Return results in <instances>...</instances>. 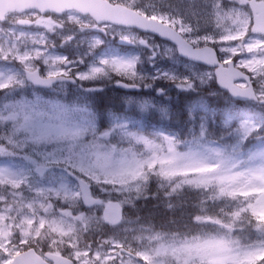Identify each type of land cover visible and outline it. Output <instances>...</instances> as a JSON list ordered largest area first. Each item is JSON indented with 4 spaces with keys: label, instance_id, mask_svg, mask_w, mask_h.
<instances>
[{
    "label": "snow or ice",
    "instance_id": "snow-or-ice-1",
    "mask_svg": "<svg viewBox=\"0 0 264 264\" xmlns=\"http://www.w3.org/2000/svg\"><path fill=\"white\" fill-rule=\"evenodd\" d=\"M88 14L95 27L77 26L59 43L0 44V62L13 66L0 71V187L8 193L0 198V264H139L115 231L95 249L73 241L130 223L123 210L148 199L200 233L151 235L141 226L159 243L143 255L156 253L151 264L161 251L173 264H264V0H206L190 13L112 0ZM101 34L137 51L98 57ZM109 86L127 91L120 110L105 106L101 127L93 99ZM173 90L196 94L185 137L146 132V112L174 117L161 103ZM220 98L226 107L211 103ZM250 138L261 147L247 153ZM44 241L49 251L37 255Z\"/></svg>",
    "mask_w": 264,
    "mask_h": 264
},
{
    "label": "rangeland",
    "instance_id": "rangeland-1",
    "mask_svg": "<svg viewBox=\"0 0 264 264\" xmlns=\"http://www.w3.org/2000/svg\"><path fill=\"white\" fill-rule=\"evenodd\" d=\"M112 1V0H111ZM206 0H128V3H133L139 7L142 8H148L151 9L153 6H155L156 8H162V7H166L167 5H172L174 6V8H178L181 9L183 11H185L186 13H190L191 12V5L192 4H196L198 6H201L203 3H205ZM42 20H44L43 18H40ZM51 23H53V25H51V32L55 33V35L57 37H60L62 35H67L69 32H73L75 31V29L77 28V26H93V23H91L90 19H86V18H82L81 20L78 19L75 16H69V17H64L62 20H60L59 22L61 23H66L71 25L70 23H72L73 27L69 28L67 31L64 29L63 31H60V27L58 25H56L53 20H50ZM36 26L39 27V30L45 29L48 30L49 25H43V23L41 21H37ZM36 32V31H35ZM30 32V31H26V30H22L19 27H16L15 24H10L9 28L7 29V27H2L0 26V44H5L6 43H13V44H25L27 42H30V40L28 39H33L35 40V42L39 43L40 41H42L43 35L40 34H35ZM143 35V34H141ZM7 37V38H6ZM153 39L155 40L156 43L160 44L162 43V41H160L159 39H157L156 37H153ZM110 41V39L108 40ZM124 47H128L127 45H122ZM104 54H114L117 55L115 53L112 52H107L106 50H101L99 53H97V56L99 57L100 55H104ZM121 55V54H119ZM122 55H129V54H122ZM0 198H3L4 196H7L8 193L5 189L0 187ZM96 214V213H93ZM127 228L128 231H124L123 229ZM103 232H104V236H109L112 234V232L110 231H105L103 230V227L100 228ZM98 229H94V235H96L99 231H101ZM118 234H125L127 239H131L132 237L139 242L140 246H143L144 248H138L137 251L133 254V256H139L140 257V261L139 264H151V260L156 258V253L154 251H149L148 255H149V260L146 261L143 259V255L145 253L146 249H156L159 247V243L154 242L153 240H151L149 238L150 233L149 232H141L140 228H137L136 226H124L121 229H118L116 231ZM81 234V232L79 233V235ZM78 235V237H80ZM151 235H154L151 233ZM102 236L100 238V242L102 241L103 237ZM75 242V239L74 241ZM146 246V247H145ZM68 246L66 244H64V246L61 248V251L63 249H66ZM131 248L129 245L126 247L125 249V255H127V249ZM73 250H69L67 254H69L70 252H72ZM168 257L169 259H171L170 254L165 253L163 251H161L159 253V257L157 259V264H162V261L160 260L161 257Z\"/></svg>",
    "mask_w": 264,
    "mask_h": 264
},
{
    "label": "trees",
    "instance_id": "trees-1",
    "mask_svg": "<svg viewBox=\"0 0 264 264\" xmlns=\"http://www.w3.org/2000/svg\"><path fill=\"white\" fill-rule=\"evenodd\" d=\"M186 99H182L178 106L172 107L171 112L174 117L182 118L184 113L181 112V109H185V106H180L186 103ZM185 128H187L184 125ZM157 185L153 182L148 191L145 193L146 196H152L156 191ZM159 204V206H156ZM126 217L129 221H133L138 225L148 227L154 232L167 235L174 233L182 228L187 223V217L181 216L180 212L171 213L166 211L164 203L158 202L156 200H140L134 206L126 207ZM255 239V236L250 237Z\"/></svg>",
    "mask_w": 264,
    "mask_h": 264
},
{
    "label": "water",
    "instance_id": "water-1",
    "mask_svg": "<svg viewBox=\"0 0 264 264\" xmlns=\"http://www.w3.org/2000/svg\"><path fill=\"white\" fill-rule=\"evenodd\" d=\"M46 1V0H45ZM58 2L60 0H50V3H54V2ZM62 1V0H61ZM89 1H93V0H89ZM22 1H18V0H14V3L13 5L14 6H17L19 5V3H21ZM24 2V1H23ZM27 4L30 6V7H38V5H41V4H48V3H44L43 0H34V2H27ZM21 6V5H20ZM103 5L101 3H88V7H95L96 10H99ZM73 7H77V6H73ZM48 9V8H46Z\"/></svg>",
    "mask_w": 264,
    "mask_h": 264
},
{
    "label": "clouds",
    "instance_id": "clouds-1",
    "mask_svg": "<svg viewBox=\"0 0 264 264\" xmlns=\"http://www.w3.org/2000/svg\"><path fill=\"white\" fill-rule=\"evenodd\" d=\"M189 227L187 224H185L182 228L178 229L174 235H177L179 233H183L184 236L187 238V239H192L193 236H198L200 235L199 232H196V231H189ZM169 264H173L172 260H169Z\"/></svg>",
    "mask_w": 264,
    "mask_h": 264
}]
</instances>
